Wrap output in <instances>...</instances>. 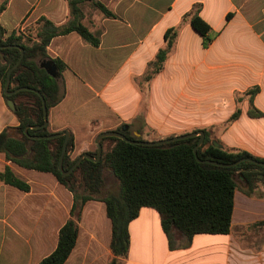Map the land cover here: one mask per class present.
<instances>
[{
	"label": "crops",
	"instance_id": "obj_1",
	"mask_svg": "<svg viewBox=\"0 0 264 264\" xmlns=\"http://www.w3.org/2000/svg\"><path fill=\"white\" fill-rule=\"evenodd\" d=\"M25 1L10 0L0 15L7 32L42 16L57 26L67 22L63 0ZM100 1L116 19L83 20L99 37L97 48L76 33L55 37L47 47L50 59L67 66L64 99L48 111L47 129L70 133L72 158L95 151L100 133L126 126L129 137L150 134L142 139L149 142L203 132L209 144L264 160V0ZM195 7L210 29L207 45L186 17ZM167 30L176 39L162 70L145 82ZM17 126L0 85V133ZM5 167L28 191L0 183V264H38L56 248L58 231L70 219L72 194L51 174L22 169L0 154V171ZM260 222L264 187L250 195L245 186L237 188L229 234L196 235L187 249L170 251L158 213L142 208L128 226L123 264H264V229L253 228ZM77 225L64 264H108L111 224L104 204L87 202ZM136 235L144 236L138 247L143 253L133 250ZM175 237L180 241L179 233Z\"/></svg>",
	"mask_w": 264,
	"mask_h": 264
},
{
	"label": "trees",
	"instance_id": "obj_2",
	"mask_svg": "<svg viewBox=\"0 0 264 264\" xmlns=\"http://www.w3.org/2000/svg\"><path fill=\"white\" fill-rule=\"evenodd\" d=\"M68 8V19L57 26L46 17H40L34 24L24 29L8 33L0 26V46H14L0 50V85L4 101L14 103L18 126L4 129L0 133V154L6 161L25 169L51 174L58 184L68 190L73 197L70 219L59 229L54 251L38 264H64L72 252L77 236L79 216L82 207L89 201L102 202L105 214L111 224L109 249L113 256L108 264H123L129 252V224L135 220L142 208L156 211L160 227L170 251L187 249L196 235H227L230 233L234 193L238 188L236 179L242 178L246 193L250 195L258 187H264V168L249 163H240L234 168H220L198 163L193 148L199 137L179 141L170 147L131 145L116 138L101 140L102 154L97 163L82 160L77 168L66 177L58 170L64 137L53 140H32L29 137L49 136L46 128L30 129L43 124L42 103L47 111L59 105L64 99L63 72L67 66L59 59H50L47 47L58 36L76 33L90 46L97 48L100 39L83 23V5L88 4L105 19H116L100 0H63ZM7 0L4 1V5ZM4 5L0 8L4 10ZM195 7L186 17L191 27L204 38V45L210 43L207 36L210 29L199 17ZM166 45L148 64L144 81L158 74L176 39V32L167 30L164 34ZM20 50L24 55L19 65L12 71L8 91L28 88L38 92L22 91L13 96H5L3 87L8 70L17 62ZM50 62L56 69L57 77H50L40 64ZM236 115L233 116L235 118ZM27 134L24 129L27 128ZM14 130V134L12 131ZM120 131V128L115 130ZM126 138L134 140L124 133ZM142 141L141 139H137ZM110 143L105 149L104 143ZM207 146V147H205ZM74 140L70 135L66 152L62 159L63 171H68L78 157L72 158ZM96 157V150L87 153ZM201 161L232 164L242 158H250L264 163L244 152H229L214 148L205 138L197 150ZM111 172L112 183L105 180V171ZM0 183L27 192L28 186L5 167L0 171ZM114 187H116L115 190ZM264 229V222L253 225ZM179 233L180 241L175 234Z\"/></svg>",
	"mask_w": 264,
	"mask_h": 264
},
{
	"label": "water",
	"instance_id": "obj_3",
	"mask_svg": "<svg viewBox=\"0 0 264 264\" xmlns=\"http://www.w3.org/2000/svg\"><path fill=\"white\" fill-rule=\"evenodd\" d=\"M10 48H17V47H14V46H0V50L10 49ZM20 52L21 53H20V56H19L17 62L7 72L5 84H4V87H3V94L5 96L10 97V96H13V95H15V94H17L19 92H22V91H31V92L36 93L38 96H40L38 92H35V91H33L31 89H28V88H18V89L14 90V91H11V92L8 91L9 85H10L11 73L19 65V63L21 62V60L23 58V55H24L22 50H20ZM0 59H1V62H3V58H2L1 55H0ZM40 68L45 70V72L50 77H52V78H56L57 77L56 69L50 62H44V63L40 64ZM40 99H41V103H42V114H43L44 122L40 126L30 127V129H35V130L36 129H42V128H46L47 125H48V120H47L48 111L46 109L45 102H44V100H43V98L41 96H40ZM6 104H7L8 108L11 111H14V103L11 100H7ZM28 128L29 127L24 129V134H27V129ZM126 130H127V127L123 126L122 128H120L119 132L108 131V132L100 133L98 136H96V138L94 140V143L96 145V157H93V156H91V155H89L87 153H84V154H82L81 156H79L77 158V160L75 161L73 166L66 172L63 171V168H62V159H63V156H64V154L66 152L67 142H68V140L70 138V133L68 131H63V132L52 134V135H49V136H35V137H29V138L32 139V140H53V139L64 137V142H63V145H62V151H61V155H60L59 163H58V170L61 173L62 177L69 176L77 168V166L80 164V162L82 160H84V159L88 160V161H91L93 163H97L100 160L101 154H102V146H101L100 142L104 138H116V139H119V140H121L123 142H126L128 144L138 145V146H148L149 147V146H161V145L168 144L170 147H172L173 144L176 143V142L189 140V139H192V138H195V137H199L198 143L193 148V155H194V157H195V159H196V161L198 163L209 164V165L220 167V168H234L237 165H239L240 163H249V164L264 168V163L258 162L256 160H253V159H250V158H242V159H240V160H238V161H236V162H234L232 164H220V163L212 162V161H201V160H199L198 157H197V150L203 144V141H204V133L203 132H194V133L185 134V135H182V136H176V137L165 139V140L149 142V141H139L136 138H134V140H130V139L126 138V136L124 135ZM211 145L214 148L222 149V146L217 144L216 142H213ZM205 147H207V146H205Z\"/></svg>",
	"mask_w": 264,
	"mask_h": 264
},
{
	"label": "rangeland",
	"instance_id": "obj_4",
	"mask_svg": "<svg viewBox=\"0 0 264 264\" xmlns=\"http://www.w3.org/2000/svg\"><path fill=\"white\" fill-rule=\"evenodd\" d=\"M4 1L5 0H0V8L4 5ZM9 1L10 0H7V3L4 5V10L6 9V7H7V5H8V3H9ZM24 1V3H26L27 1H25V0H23ZM4 10L3 11H1V9H0V15H2L3 14V12H4ZM82 10H83V13L85 14V19L86 20H102L103 19V16L97 11V10H95L94 8H92L90 5H88V4H85V5H83V8H82ZM26 18H27V15L24 17V19L23 20H26ZM39 19V18H38ZM38 19H35V20H38ZM32 25V24H31ZM27 27H29V26H27ZM21 29V27H17V28H15V29ZM26 28V27H25ZM14 29V30H15ZM8 33H10V32H8ZM150 137V134H148L147 136H139V138L138 139H145V140H148V138ZM110 143H108V142H105L104 143V147H105V149H108L109 147H110ZM105 173H106V175H105V180H106V182H107V184L109 185V186H111L110 184L112 183V180H111V178H110V176H111V172L109 171V170H106L105 171ZM236 181H237V184H238V189L239 190H241L242 191V188L244 187V185H243V183L239 180V178H237L236 179ZM116 189V187H114V189L113 190H115ZM137 234V233H136ZM137 236V235H136ZM143 240H144V236H141V238L140 237H136V240H135V242H136V244H134V248H133V250L134 251H141L142 253H143V248H141V250H139V244H141V245H143ZM137 246V247H136ZM137 248H138V250H137ZM138 253V252H137ZM137 255V254H136Z\"/></svg>",
	"mask_w": 264,
	"mask_h": 264
}]
</instances>
